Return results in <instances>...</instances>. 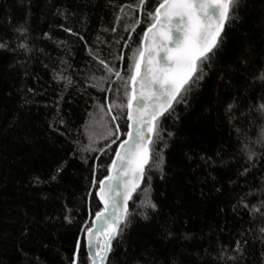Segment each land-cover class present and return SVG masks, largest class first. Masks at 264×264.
<instances>
[{
    "label": "trees",
    "instance_id": "16d2710c",
    "mask_svg": "<svg viewBox=\"0 0 264 264\" xmlns=\"http://www.w3.org/2000/svg\"><path fill=\"white\" fill-rule=\"evenodd\" d=\"M159 2L0 0V264H91ZM209 55L159 119L107 264H264V0H239Z\"/></svg>",
    "mask_w": 264,
    "mask_h": 264
},
{
    "label": "snow or ice",
    "instance_id": "6c2138e0",
    "mask_svg": "<svg viewBox=\"0 0 264 264\" xmlns=\"http://www.w3.org/2000/svg\"><path fill=\"white\" fill-rule=\"evenodd\" d=\"M238 2L239 0H162L154 12L148 13L153 23L144 39L148 41L151 34V43L139 51V58L132 66V74L126 82L132 86V94L128 97L126 107L129 109L128 119L133 121L129 127H134L135 132L127 134L128 140L120 145L122 152L116 153L112 169L117 175L107 177V184L104 180L100 181V199H105V188L111 195L105 201V212L96 214L98 226L85 230L89 236L88 249L92 264H107L111 242L123 230L121 225L127 221L126 203L121 207L117 196L125 201L131 199L132 193L139 187V180L143 178L145 165L151 158L149 145L153 143L144 129L151 134H158L159 118L172 109L173 102L177 101L182 92L190 90L187 85L194 84L202 77V66L211 58L209 54L217 47L225 22L233 18ZM143 3L144 0H141V6ZM161 52L163 55H160ZM197 72L201 75L197 76ZM116 76L121 79L119 72ZM125 95H128L127 87ZM133 102L138 113L135 120L132 113ZM111 108L110 105L109 112ZM112 120L115 121L116 117L112 116ZM118 131L119 126L116 128V132ZM113 134L109 129L108 135ZM125 176L128 179H124ZM114 181L130 183L131 187L121 192L114 187ZM151 206L155 208L154 204ZM106 227L110 230L103 243L98 245L93 233H103Z\"/></svg>",
    "mask_w": 264,
    "mask_h": 264
},
{
    "label": "water",
    "instance_id": "95a60500",
    "mask_svg": "<svg viewBox=\"0 0 264 264\" xmlns=\"http://www.w3.org/2000/svg\"><path fill=\"white\" fill-rule=\"evenodd\" d=\"M148 29H149V28H148ZM148 29L145 31V33L148 31ZM145 33H144V35H145ZM149 35H150V39H149L148 41H146V40L144 39V36H143V40H142V50L145 49L146 47H148L149 44L151 43V34H149ZM160 55H163V53L161 52ZM156 59L158 60V59H159V56H157ZM141 71H143V65H142ZM131 94H132V92H131ZM137 94H138V93H137ZM177 99H178V98H177ZM175 102H176V101L173 102V105H174ZM173 105H172V107H173ZM147 110H148V109H145V111H147ZM128 111H129V109H128ZM132 113H133V120H135V119H136V116L138 115V113H137V106H136L135 102H133ZM165 114H166V113H165ZM165 114H164V115H165ZM164 115H163V116H164ZM163 116H161L159 119H161ZM131 124H133V121H130V120H129V125H131ZM144 131H145V134L151 136V139L153 140L154 134L149 133V132L147 131V129H144ZM129 132H133V133H134V132H135L134 127H129V128H128V132H127V134H128ZM128 138H129V137H128V135H127L126 138H125L122 142H124L125 140H128ZM122 142H121V143H122ZM121 143H120V145H121ZM120 145L118 146L117 152H118V151H119V152H122V149L120 148ZM149 147H150V145H149ZM117 152H116V153H117ZM114 160H116V154H115ZM114 160H113V161H114ZM150 160H151V158H150ZM150 160H149V163H150ZM149 163H148L147 165H145L144 173H143V178L139 180V187L136 188V191H137V190L141 187V185L143 184L144 176H145V171H146V168H147V166L149 165ZM112 164H113V162H112ZM112 164H111V167H110V170H109V175H108L107 177H109V176H113V177H114V176L117 175L116 171L112 169ZM107 177H106V178H107ZM106 178H104L103 180H104V181L106 182V184H107V180H106ZM124 179H128V177L125 176ZM113 183H114V187L119 188V190H120L121 192H124V191H126L127 188H130V187H131V184H130V183H129V184H124V183H122L121 181H114ZM100 187H101V185H100ZM100 187H99V189H98V191H97V198H98V200L100 201V203H101L102 206H103L102 210H101L99 213H103V212H105V201H107L108 196L111 195V193H109V192L107 191V188H105V199H104V200H101V199H100ZM136 191H135V192H136ZM135 192H134V193H135ZM134 193H132V196L134 195ZM131 198H132V197H131ZM117 200H118V202L121 203V207H123L124 204L126 203L127 210L129 211V202H130L131 199H127V200L125 201L123 198L117 196ZM109 203H110V202H109ZM98 224H99V221L96 220V216H95L94 219H93V225H92L91 228L95 229V228L98 226ZM122 225H123V224H122ZM122 225H121V226H122ZM109 230H110V229L106 227V228H105V231H104L103 233H100V234H98V235H97L95 232L93 233V234L96 236L97 244H98V241H99L100 238L102 239L101 244L103 243V241H104V239H105V236H106V234H107V232H108ZM113 240H114V239H113ZM113 240H112V241H113ZM85 241H86V249H87L88 255H89V257H91V253H90V251H89V249H88L89 236H88L87 232H86V234H85ZM111 243H112V242H111ZM108 255H109V254H108ZM90 259H91V258H90ZM91 264H92V260H91Z\"/></svg>",
    "mask_w": 264,
    "mask_h": 264
},
{
    "label": "rangeland",
    "instance_id": "374dc122",
    "mask_svg": "<svg viewBox=\"0 0 264 264\" xmlns=\"http://www.w3.org/2000/svg\"><path fill=\"white\" fill-rule=\"evenodd\" d=\"M97 114L94 116V128H96V133L98 131V124H99L98 123V120H97V118H98V115Z\"/></svg>",
    "mask_w": 264,
    "mask_h": 264
}]
</instances>
